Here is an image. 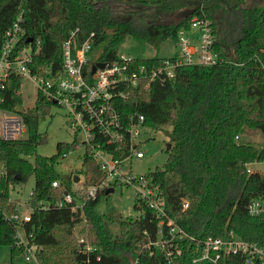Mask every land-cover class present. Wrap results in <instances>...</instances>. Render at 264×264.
<instances>
[{"label": "trees", "instance_id": "16d2710c", "mask_svg": "<svg viewBox=\"0 0 264 264\" xmlns=\"http://www.w3.org/2000/svg\"><path fill=\"white\" fill-rule=\"evenodd\" d=\"M121 4L161 14L180 12L173 23L156 20L139 22L124 18L113 10ZM210 19L216 36V50L224 58L215 66H190L177 70L170 81L158 80L147 88L130 90L118 104L123 122L129 125L144 116V126L166 130L171 149L162 169L151 176L163 192L167 216L197 238H239L264 246V216L249 214L252 201L264 198V175L248 173V165L264 162V147L240 142L246 132L264 135V3L250 0H0V52L5 32L24 17L28 39H41L42 50L29 65L32 73L48 79L63 70V45L76 32L75 41L91 34L93 53L103 63L117 60L120 47L130 37L159 46L166 40L177 42L178 32L193 19ZM162 58H137L135 66L158 65ZM94 60L92 61V64ZM22 80L12 74L0 90V108L19 112L28 127L24 140L5 141L0 137V246L10 248L12 260L23 256L18 246L17 228L11 216L19 204L11 198V188L35 177L27 201L31 221L21 223L27 235L40 248L38 264H168L160 250L154 254L144 246L156 239L159 220L146 207L136 219L108 218L97 212L102 194L87 200L84 217L80 210L59 208L65 190L77 197L71 183L56 172L61 158L81 144L59 143L51 157L39 155L38 147L48 142L39 132L42 117L50 114L52 103L38 98L32 111L20 110L24 104ZM126 147V146H125ZM120 158L127 153H119ZM33 157L34 162L28 158ZM85 189L98 184L104 172L86 151ZM59 181L65 189L54 188ZM183 201L189 203L182 210ZM48 205V209H43ZM141 206L135 203V208ZM86 222L90 244L95 251H81L76 226ZM119 221V224L117 223ZM116 222V223H115ZM118 225L115 234L113 226ZM147 232V233H145ZM186 253L177 264H193Z\"/></svg>", "mask_w": 264, "mask_h": 264}, {"label": "built area", "instance_id": "2783aa9c", "mask_svg": "<svg viewBox=\"0 0 264 264\" xmlns=\"http://www.w3.org/2000/svg\"><path fill=\"white\" fill-rule=\"evenodd\" d=\"M77 31L72 32L71 38L64 43L63 70L53 79L34 74L29 67L42 50V40L28 39L23 43L27 34L23 16H18L5 32L0 52V90L5 89V82L12 74L22 82L30 80L36 87V101L42 98L66 111L71 129L83 136V142H78L104 172V178L84 189L83 195L75 197L65 190L64 199L56 206L70 207L75 213L80 210L81 217L85 218L87 200L94 199L99 192L114 190L116 186L130 187L134 190L136 203L141 206L140 217L145 215L143 207H146L159 220L156 239L150 238L144 248L151 254H154V249L160 250L168 264H177L187 252L192 254L193 264H264V246L243 240L233 233L227 237L197 238L191 235L167 216L163 192L151 175L134 176L124 170V163L133 157H145L137 138L146 127L144 116L126 125L118 109L119 102L129 97L130 90L147 88L158 80H173L180 68L220 64L224 58L216 50V36L210 19L205 15L193 19L189 27L178 32V54L162 58L160 64L152 66H135L138 57L123 52L118 53L117 60L103 63L99 55L93 53L95 35L91 34L87 40L78 43L75 41ZM97 64H103V67H97L93 73ZM20 110L24 113L29 111L28 108ZM27 135L28 127L20 113L0 108L1 139L20 141ZM123 152L127 156L120 158L118 154ZM248 173L253 172L248 169ZM52 186L65 189L59 181L53 182ZM188 207L189 203L183 201L182 210ZM48 208V205L43 207ZM248 210L251 216L263 217L264 198L252 201ZM10 220L17 228L18 246L24 247L25 261L38 264L40 248L32 241L33 234L27 235L21 226V223L31 221V209L27 213L19 209ZM77 226L79 246L89 262L95 248L89 242L86 222L78 232Z\"/></svg>", "mask_w": 264, "mask_h": 264}, {"label": "rangeland", "instance_id": "374dc122", "mask_svg": "<svg viewBox=\"0 0 264 264\" xmlns=\"http://www.w3.org/2000/svg\"><path fill=\"white\" fill-rule=\"evenodd\" d=\"M250 2L263 4L264 0H250ZM113 10L119 16L128 19L135 17L139 22H146L151 19L162 23H173L180 18V12L157 16L154 10H144L140 7L133 8L121 4H114ZM119 52L132 54L138 58H167L178 54L179 49L176 42L172 40H166L159 46H152L144 41L129 37L120 47ZM21 93L24 98V104L21 109L28 108L29 111H32L36 103V87L30 80L26 79L23 82ZM170 130V128L159 131L143 128L141 136L137 138V141L140 143V149L145 153V157L143 159L133 157L124 163V170L134 176H150L157 169H162L168 159L167 149H171L172 147L167 133ZM39 132L48 136V142L39 146L37 152L39 155L45 157L55 155L59 143H72L74 140L83 142L82 134L76 133L71 129L66 111L54 105L51 108L50 114L41 118ZM240 142L262 148L264 147V135L257 131L246 132L241 137ZM168 144L171 145L170 148H167ZM85 153L86 148L81 145L75 151L61 158L55 166L56 172L63 180L70 182L72 190L80 195L84 194L85 176L77 173V165L84 162ZM28 159L34 162L33 157H29ZM82 169L86 171L87 166H83ZM248 169L264 175V162L252 163L248 165ZM75 176H79V182H74ZM34 186L35 177L32 176L26 184H17L11 188V198L17 201L22 213L28 212L27 201ZM135 203V193L132 188L116 186L112 193L102 194L101 202L96 210L99 214L106 216V218L111 215L117 219H136L141 215V211L135 208ZM117 223L119 224V221ZM84 226L85 221L77 226V232L80 228H84ZM113 229L115 234H117L119 230L118 225H114ZM10 252L8 246H0V264H35L25 261L23 256L12 260Z\"/></svg>", "mask_w": 264, "mask_h": 264}, {"label": "water", "instance_id": "95a60500", "mask_svg": "<svg viewBox=\"0 0 264 264\" xmlns=\"http://www.w3.org/2000/svg\"><path fill=\"white\" fill-rule=\"evenodd\" d=\"M97 67H101L102 68L103 67V64H97L96 66H94L93 67V73L96 71ZM170 147H171V145L168 144L167 148H170ZM83 166H84V163L81 162L80 164L77 165V169L78 170H81L83 168ZM73 180H74V182H79L80 178H79V176H75ZM113 191H114L113 189L107 190L106 191V194H110Z\"/></svg>", "mask_w": 264, "mask_h": 264}]
</instances>
